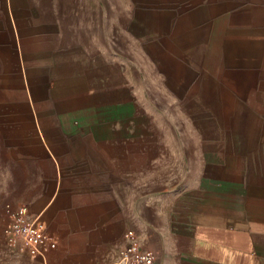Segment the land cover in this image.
Wrapping results in <instances>:
<instances>
[{"label":"crops","instance_id":"crops-1","mask_svg":"<svg viewBox=\"0 0 264 264\" xmlns=\"http://www.w3.org/2000/svg\"><path fill=\"white\" fill-rule=\"evenodd\" d=\"M133 1L98 39L97 0H0V264H264V0Z\"/></svg>","mask_w":264,"mask_h":264},{"label":"built area","instance_id":"built-area-1","mask_svg":"<svg viewBox=\"0 0 264 264\" xmlns=\"http://www.w3.org/2000/svg\"><path fill=\"white\" fill-rule=\"evenodd\" d=\"M9 223L4 230L8 248L19 254H28L34 258L43 257L57 243L47 234L44 224L34 220L24 206L6 209ZM127 245L112 264H156L153 252L143 249L134 232L125 235Z\"/></svg>","mask_w":264,"mask_h":264},{"label":"rangeland","instance_id":"rangeland-1","mask_svg":"<svg viewBox=\"0 0 264 264\" xmlns=\"http://www.w3.org/2000/svg\"><path fill=\"white\" fill-rule=\"evenodd\" d=\"M134 2L133 0H107L104 2L97 0V11L95 16L86 15L66 19L70 21V23L78 21L81 24L91 23L92 25V23L95 22V31L98 39L104 38L106 33L107 35L108 33H113L116 36L118 35L117 30L125 26L129 20V17L125 13V9H129ZM105 4L111 5V8L107 9V11L105 10Z\"/></svg>","mask_w":264,"mask_h":264}]
</instances>
